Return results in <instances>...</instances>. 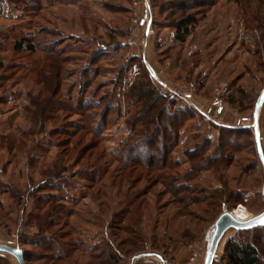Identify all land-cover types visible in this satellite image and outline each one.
Segmentation results:
<instances>
[{
    "label": "rangeland",
    "instance_id": "374dc122",
    "mask_svg": "<svg viewBox=\"0 0 264 264\" xmlns=\"http://www.w3.org/2000/svg\"><path fill=\"white\" fill-rule=\"evenodd\" d=\"M199 1L0 0L4 243L44 252L36 244L45 234L31 215L46 208L41 200L57 186L59 210L51 220L59 224L46 234L60 229L62 242L77 238L98 251L109 241L117 264H203L219 211L241 206L252 217L264 209V40L248 8L257 0ZM182 5L195 22L180 38L174 25ZM145 14L148 26L139 24ZM138 87L163 97L166 114L191 111L175 141L157 144L152 157L166 155L160 169L146 164L145 142L159 125L133 92ZM213 102L222 104L220 114L205 112ZM239 118L248 121L237 124ZM233 128L244 131L227 149L230 160L197 169L190 156L198 146L203 157L214 155ZM178 186L199 202L172 194ZM228 191L220 205L218 194ZM236 231L225 233L214 264H224V244ZM75 255L79 264L90 261ZM2 256L0 264H17Z\"/></svg>",
    "mask_w": 264,
    "mask_h": 264
},
{
    "label": "trees",
    "instance_id": "16d2710c",
    "mask_svg": "<svg viewBox=\"0 0 264 264\" xmlns=\"http://www.w3.org/2000/svg\"><path fill=\"white\" fill-rule=\"evenodd\" d=\"M239 1V0H235ZM249 3V2H248ZM206 4V1L203 2L199 1L195 3L196 6L204 5ZM194 4L189 6V9L194 8ZM185 7L187 6H180L178 8V14H180L179 19L176 21L174 28L176 30V33L178 37L183 38L189 34V27L194 24L195 17L192 13H186ZM187 8V9H188ZM250 10L252 9L253 15L255 18H253V21L256 25V28L261 33V38L264 40V0H257V3L253 7H248ZM23 41H20L16 44V48L23 47ZM26 47L29 50H33L34 47L32 44L26 43ZM264 45V44H263ZM264 53V50H263ZM261 63L259 62L258 65ZM139 100H144L145 103V110L149 112L150 110V116L149 118H153L158 121V127L151 129V138H148L145 142V144L148 145L146 148V153L148 155L146 159L147 167H154L155 169H160L165 167L166 163V155L164 152V157L155 159L152 157V155L155 153V151H159L160 146L161 148H165L166 146L170 145L173 141H175L176 132L175 129L178 128L179 124L182 123L185 119H188L190 114V109H176L172 114H166L164 113V98L154 96V93L152 90H143L142 88L138 87L137 91H133ZM154 109V110H152ZM151 121V120H150ZM160 125H169V131H166L164 129L160 130ZM226 136L222 138V141L219 143V146H216L213 154L209 157L205 158L202 155L204 154V145L198 146V149L194 152L192 156H190V161L193 159H196L198 161L196 167L197 169H207V168H216V166H219L220 164L227 162L230 160V156L228 155V152L233 150V147L231 144H235L237 133L244 131L243 128H233V129H227ZM263 138H264V127H263ZM231 140V141H230ZM155 143V144H154ZM160 143V146L158 147L157 144ZM170 143V144H168ZM154 144V146H153ZM154 147V148H153ZM229 149L231 150H227ZM221 149V151H219ZM263 154H264V148H262ZM46 189V186H37L36 189ZM171 189V188H169ZM188 188L178 186L174 188L172 191V194H179L183 193V198L189 201L190 203H197L198 200H194L190 195V197L186 194L190 191L187 190ZM59 191L61 192V187L57 186L56 188H52L51 192H48V196L46 199L41 200L42 205L46 204V208L42 210L41 212H37L35 215L32 216V221L34 223V226L37 228L38 232H43L45 235H42V237H39L40 242H37V246L41 247V249L44 250V252H40L37 254L30 253L26 249L20 248L24 252L25 257V263L30 264L31 261H39L38 264H79V260H76L75 253L77 251L81 252V254L84 257H89L90 261L85 262V264H117V259L120 260L119 254H111L112 249L110 250V247L108 246L106 242V249L103 251H98L96 246L87 249L86 247H82L83 244L80 242L79 239L73 238L71 242H62L60 240L62 233L60 229L52 230V234H46V231L51 230L53 227H56L59 222L56 220H51V216H53L56 212H58V201L59 198ZM222 192V191H221ZM225 193V192H224ZM218 195H222V193H219ZM232 195L231 191H228L225 193L224 196L218 197L220 202V205L223 202H228ZM221 199V200H220ZM241 195L237 194L235 197L236 202H240L242 200ZM217 200V199H216ZM40 201V199L38 200ZM188 202V203H189ZM221 213L217 214V216ZM69 233V231H68ZM237 236L235 238H229L224 244L223 247V255L222 260L224 261V264H261L262 260V248L261 243L264 244V226H257L252 229L247 230H237L236 231ZM64 234V233H63ZM242 234H245L242 235ZM49 235V236H47ZM56 235L57 237H55ZM68 235V234H65ZM60 243L61 248L59 250H55V246ZM262 244V245H263ZM76 251V252H75ZM98 251V252H97ZM111 252V253H110ZM4 256L0 255V260ZM214 264V262H213Z\"/></svg>",
    "mask_w": 264,
    "mask_h": 264
},
{
    "label": "water",
    "instance_id": "95a60500",
    "mask_svg": "<svg viewBox=\"0 0 264 264\" xmlns=\"http://www.w3.org/2000/svg\"><path fill=\"white\" fill-rule=\"evenodd\" d=\"M257 113V109H255V115ZM232 211H223L221 212L213 223V232L207 245L206 253L204 256L203 264H213V260L218 249L220 242L222 241L225 233L229 229L234 230H247L252 229L257 226H264V223H261V219L264 218V209L256 215L246 219V220H239L233 214ZM0 253L8 254L15 259L17 264H26L24 252L22 249L12 246L7 243L0 242ZM144 255L148 254H139L136 255L135 258L139 259ZM159 259L160 256L157 255Z\"/></svg>",
    "mask_w": 264,
    "mask_h": 264
},
{
    "label": "built area",
    "instance_id": "2783aa9c",
    "mask_svg": "<svg viewBox=\"0 0 264 264\" xmlns=\"http://www.w3.org/2000/svg\"><path fill=\"white\" fill-rule=\"evenodd\" d=\"M150 23V18L147 16V14H145L142 18H140V20H139V24L140 25H147L148 26V24ZM172 92H174V91H172ZM211 111H213L214 113H216V114H220L222 111H223V106H222V104H220V103H216V102H213L212 104H211V106H209L206 110H205V112L208 114V113H210ZM245 121H248L246 118H239L238 120H237V124H239V123H244ZM256 122L254 121V122H251V125L253 126V128L254 129H256L257 128V125L255 124Z\"/></svg>",
    "mask_w": 264,
    "mask_h": 264
},
{
    "label": "bare ground",
    "instance_id": "6f19581e",
    "mask_svg": "<svg viewBox=\"0 0 264 264\" xmlns=\"http://www.w3.org/2000/svg\"><path fill=\"white\" fill-rule=\"evenodd\" d=\"M233 214V216H235L237 219L239 220H246L248 218H250L251 216L246 213V212H241V206H238L234 211L231 212ZM212 232H213V229H212ZM212 235V233H211ZM211 238V236H210ZM210 238H209V241H210ZM222 243V242H221ZM209 244V243H208Z\"/></svg>",
    "mask_w": 264,
    "mask_h": 264
},
{
    "label": "crops",
    "instance_id": "0c3cea01",
    "mask_svg": "<svg viewBox=\"0 0 264 264\" xmlns=\"http://www.w3.org/2000/svg\"><path fill=\"white\" fill-rule=\"evenodd\" d=\"M5 241H7V240H6V239H1V238H0V242H1V243H4ZM0 255H4V253H0ZM135 263H136V262H135Z\"/></svg>",
    "mask_w": 264,
    "mask_h": 264
},
{
    "label": "snow or ice",
    "instance_id": "6c2138e0",
    "mask_svg": "<svg viewBox=\"0 0 264 264\" xmlns=\"http://www.w3.org/2000/svg\"><path fill=\"white\" fill-rule=\"evenodd\" d=\"M260 222H261V223H264V218H262Z\"/></svg>",
    "mask_w": 264,
    "mask_h": 264
}]
</instances>
